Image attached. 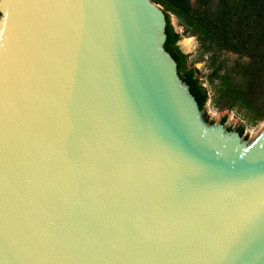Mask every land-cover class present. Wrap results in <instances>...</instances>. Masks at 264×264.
I'll return each instance as SVG.
<instances>
[{"label":"water","instance_id":"water-1","mask_svg":"<svg viewBox=\"0 0 264 264\" xmlns=\"http://www.w3.org/2000/svg\"><path fill=\"white\" fill-rule=\"evenodd\" d=\"M165 28L150 0H0V264H264V129L203 120Z\"/></svg>","mask_w":264,"mask_h":264},{"label":"trees","instance_id":"trees-1","mask_svg":"<svg viewBox=\"0 0 264 264\" xmlns=\"http://www.w3.org/2000/svg\"><path fill=\"white\" fill-rule=\"evenodd\" d=\"M163 8L166 19L164 49L174 59L181 81L189 88L200 111L208 100L207 92L186 68L187 55L176 43L179 35L170 25L174 15L200 46L214 53L238 59L226 69L219 63L213 79L220 81L217 106L221 110L239 108L253 122L264 120V0H150ZM216 56L213 55V60ZM223 72V73H222ZM207 121V117L204 116ZM225 118L221 120L224 125ZM230 131V129H228ZM241 137L243 129H235Z\"/></svg>","mask_w":264,"mask_h":264},{"label":"rangeland","instance_id":"rangeland-1","mask_svg":"<svg viewBox=\"0 0 264 264\" xmlns=\"http://www.w3.org/2000/svg\"><path fill=\"white\" fill-rule=\"evenodd\" d=\"M196 1L191 0V3L194 5ZM168 16L174 32L179 35L178 46L182 47L184 44H188L189 41L192 43L189 52L186 53L187 59L185 65L186 68L195 70V78L207 92L208 100L201 112L203 120L204 116H206L207 121L204 120L206 123L222 125L221 120L225 118V123L222 126L227 132H235V129L242 128V140L247 144L252 143L256 136L264 129V120L261 122H253L239 108L235 107L229 110H221L217 106V94L220 81L213 79V72L219 63H223L225 68L229 69L238 58L231 54L222 52L214 53L203 49L196 37L191 36L174 15L168 14ZM213 55L216 56L215 60H213Z\"/></svg>","mask_w":264,"mask_h":264},{"label":"bare ground","instance_id":"bare-ground-1","mask_svg":"<svg viewBox=\"0 0 264 264\" xmlns=\"http://www.w3.org/2000/svg\"><path fill=\"white\" fill-rule=\"evenodd\" d=\"M191 41L188 42V44H184L182 47H181V50L185 53L189 52L190 48H191Z\"/></svg>","mask_w":264,"mask_h":264},{"label":"flooded vegetation","instance_id":"flooded-vegetation-1","mask_svg":"<svg viewBox=\"0 0 264 264\" xmlns=\"http://www.w3.org/2000/svg\"><path fill=\"white\" fill-rule=\"evenodd\" d=\"M176 46L178 47L177 43H176ZM179 47H180V46H179ZM179 47H178V48H179ZM180 49H181V47H180Z\"/></svg>","mask_w":264,"mask_h":264}]
</instances>
